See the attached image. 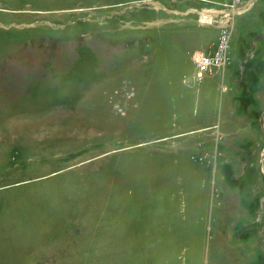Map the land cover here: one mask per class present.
Masks as SVG:
<instances>
[{
	"label": "rangeland",
	"instance_id": "374dc122",
	"mask_svg": "<svg viewBox=\"0 0 264 264\" xmlns=\"http://www.w3.org/2000/svg\"><path fill=\"white\" fill-rule=\"evenodd\" d=\"M263 112L264 0H0V264H264Z\"/></svg>",
	"mask_w": 264,
	"mask_h": 264
},
{
	"label": "built area",
	"instance_id": "2783aa9c",
	"mask_svg": "<svg viewBox=\"0 0 264 264\" xmlns=\"http://www.w3.org/2000/svg\"><path fill=\"white\" fill-rule=\"evenodd\" d=\"M227 13L222 14L220 17V20L225 22L229 17L226 19H221L224 17ZM227 29V28H225ZM224 30V29H222ZM227 40L223 38L218 48L215 50L213 55H202L198 56L197 60L195 61V80L197 82H202L204 78L212 72V70H222L226 63V49H227Z\"/></svg>",
	"mask_w": 264,
	"mask_h": 264
},
{
	"label": "water",
	"instance_id": "95a60500",
	"mask_svg": "<svg viewBox=\"0 0 264 264\" xmlns=\"http://www.w3.org/2000/svg\"><path fill=\"white\" fill-rule=\"evenodd\" d=\"M259 127H260V130L264 136V112L259 117ZM262 158H263V162H264V155ZM263 172H264V167H263Z\"/></svg>",
	"mask_w": 264,
	"mask_h": 264
},
{
	"label": "bare ground",
	"instance_id": "6f19581e",
	"mask_svg": "<svg viewBox=\"0 0 264 264\" xmlns=\"http://www.w3.org/2000/svg\"><path fill=\"white\" fill-rule=\"evenodd\" d=\"M203 20H206V21H207V20H208V18H207V17H204V19H203Z\"/></svg>",
	"mask_w": 264,
	"mask_h": 264
}]
</instances>
